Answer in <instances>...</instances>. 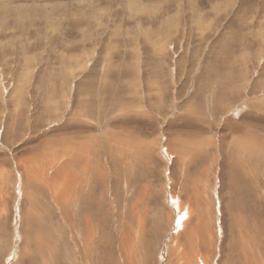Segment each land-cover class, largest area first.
<instances>
[{
  "label": "rangeland",
  "instance_id": "374dc122",
  "mask_svg": "<svg viewBox=\"0 0 264 264\" xmlns=\"http://www.w3.org/2000/svg\"><path fill=\"white\" fill-rule=\"evenodd\" d=\"M0 264H264V0H0Z\"/></svg>",
  "mask_w": 264,
  "mask_h": 264
}]
</instances>
